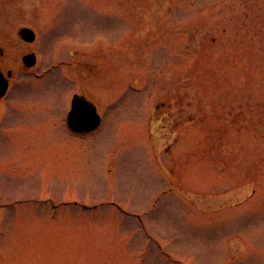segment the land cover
<instances>
[{"label":"rangeland","instance_id":"rangeland-1","mask_svg":"<svg viewBox=\"0 0 264 264\" xmlns=\"http://www.w3.org/2000/svg\"><path fill=\"white\" fill-rule=\"evenodd\" d=\"M0 42V264H264V0H0Z\"/></svg>","mask_w":264,"mask_h":264},{"label":"water","instance_id":"water-1","mask_svg":"<svg viewBox=\"0 0 264 264\" xmlns=\"http://www.w3.org/2000/svg\"><path fill=\"white\" fill-rule=\"evenodd\" d=\"M20 34L27 41L32 42L35 39L34 32L28 28L22 29ZM23 62L27 67H32L36 63V58L34 55H28L23 59ZM8 85V79L0 70V98L7 92ZM67 122L73 131L90 132L100 125L101 117L92 103L82 96L75 95Z\"/></svg>","mask_w":264,"mask_h":264},{"label":"flooded vegetation","instance_id":"flooded-vegetation-1","mask_svg":"<svg viewBox=\"0 0 264 264\" xmlns=\"http://www.w3.org/2000/svg\"><path fill=\"white\" fill-rule=\"evenodd\" d=\"M21 32V31H20ZM19 32V33H20ZM20 36V35H19ZM25 42V41H24ZM32 53V52H31ZM29 53H25L24 55H23V57H22V62H23V59H24V57L26 56V55H28ZM2 46H1V42H0V69L3 71V66H2ZM4 72V71H3ZM13 75V74H12ZM1 100V99H0ZM70 108H71V106H70ZM70 110V109H69ZM66 117H67V115H66ZM74 134H77L78 135V133H74ZM17 202H12V203H7V204H4L3 205V208H4V210L6 211L7 209H13V208H15L14 206H17ZM6 208V209H5Z\"/></svg>","mask_w":264,"mask_h":264}]
</instances>
